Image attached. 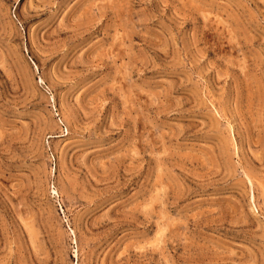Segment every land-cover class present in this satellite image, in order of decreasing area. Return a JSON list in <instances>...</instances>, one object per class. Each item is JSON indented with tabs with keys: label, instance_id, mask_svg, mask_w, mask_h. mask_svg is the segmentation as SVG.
<instances>
[{
	"label": "rangeland",
	"instance_id": "rangeland-1",
	"mask_svg": "<svg viewBox=\"0 0 264 264\" xmlns=\"http://www.w3.org/2000/svg\"><path fill=\"white\" fill-rule=\"evenodd\" d=\"M0 264H264V0H0Z\"/></svg>",
	"mask_w": 264,
	"mask_h": 264
}]
</instances>
